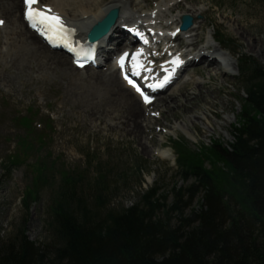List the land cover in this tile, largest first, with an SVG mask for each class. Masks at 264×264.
Listing matches in <instances>:
<instances>
[{
	"label": "rangeland",
	"instance_id": "1",
	"mask_svg": "<svg viewBox=\"0 0 264 264\" xmlns=\"http://www.w3.org/2000/svg\"><path fill=\"white\" fill-rule=\"evenodd\" d=\"M135 1L147 10L156 0H127L132 5ZM65 4L64 11L70 8ZM178 5L181 7L177 9ZM185 7L202 8L201 12L191 14L194 18L201 16L195 22L202 21L194 52L210 41L220 53L226 54L221 56L225 63L230 60L234 66L231 63L227 69L222 65L221 73L217 72L223 59L204 48L206 58L188 67L173 86L147 107L140 104L130 89L125 91L116 69L110 73L108 67L113 66L112 57L120 48L113 51L103 66L78 70L67 56L66 61L52 62L53 55L45 50L40 53L42 50L37 51L36 45L32 50L14 49L11 42L16 38V30L0 14V20L4 21L0 24V242L20 228L31 241H47L45 222L49 207L61 187V175L66 172L73 176L82 174L78 187L87 195L89 205L92 194L95 195V181L99 176L105 177L107 189L102 192L108 203L103 213L134 205L152 188L157 190L153 199L161 206L155 218L169 220L172 227L184 222L198 208L200 195L181 210L171 208L175 190L188 187L193 180L179 174L170 144L181 139L196 149L216 139L224 145L233 141L231 125L237 121L240 99L245 95L238 72L240 64L213 37L223 35L231 40L230 49L264 65V0H182L172 9L176 14V9ZM158 50L161 56L152 58L155 63L166 58ZM207 58L214 61V70L202 64ZM132 105L144 109L139 120L140 134L131 131L127 111ZM204 114L207 119H198ZM23 116L37 127L31 130L35 134L31 143H37L34 141L40 135V123L47 116L52 128L46 131L43 146L29 152L25 165L9 169L6 157L23 135L17 122ZM156 150L167 151L169 157L155 154ZM39 162L46 166L43 183H38L39 199L26 209L23 195L38 175ZM205 166L210 167L209 162Z\"/></svg>",
	"mask_w": 264,
	"mask_h": 264
},
{
	"label": "trees",
	"instance_id": "2",
	"mask_svg": "<svg viewBox=\"0 0 264 264\" xmlns=\"http://www.w3.org/2000/svg\"><path fill=\"white\" fill-rule=\"evenodd\" d=\"M219 42L228 47L231 41L221 36ZM236 55L245 95L231 125L233 141L224 145L216 139L196 149L181 140L171 142L179 174L193 180L175 190L171 208L181 210L200 195L190 217L173 227L155 218L161 207L153 199L156 188L132 206L103 213L105 177L95 181L89 205L78 187L82 176L66 172L49 207L47 241H31L20 228L0 242V264H264V65ZM18 122L25 132L7 157L8 167L25 165L29 152L46 138L40 131L37 143H31L32 121L21 117ZM45 169L39 162L22 199L26 209L39 199Z\"/></svg>",
	"mask_w": 264,
	"mask_h": 264
},
{
	"label": "bare ground",
	"instance_id": "3",
	"mask_svg": "<svg viewBox=\"0 0 264 264\" xmlns=\"http://www.w3.org/2000/svg\"><path fill=\"white\" fill-rule=\"evenodd\" d=\"M1 1L3 12L0 9V14L4 15L6 22L8 20L12 24L13 29L16 30V32L14 33L16 35V38L11 42V46H13L14 49H19V51H23L26 48H30V50H32L31 47L33 48L36 45L37 51L39 49L42 50L40 51V53H43V50H45L49 54H52L53 57L51 60L54 63H59L58 61H60L61 59H67L66 55H64L63 53L57 50H52L47 47L32 30L27 28L24 18L22 19L23 15L21 2L19 3L18 0H0V2ZM181 1L182 0H156L155 5L150 9L146 8L147 10L142 9L141 4L139 2L135 1V4L132 5L131 3L129 4L127 0H40V5L50 6L54 12L58 13L64 19L68 27L74 28L76 30L71 36H68L74 42H79L82 39H85L89 29L98 21H100L111 8H119L120 17L117 26L114 28V30H112V32L108 36L98 42L99 46L103 47V44H107V42L109 41V43L106 45L107 48L102 50V54L106 58L111 57V50L117 48L123 50L125 48L126 44L120 43L121 40L119 38L123 35V32L119 27L122 24H126L135 26L139 29L147 30L150 33H155L154 35H156L157 33L158 36L161 35L162 42H165V46L163 47V49H165V53L168 54V58H170L171 61L177 57L182 59L193 55L194 59L195 57H199L198 63H201V61L206 58L205 53H202L204 48H209L210 52L214 54L213 56H217L223 59V57L221 56H226V54L220 53L219 48L210 41L206 43L204 47L201 46L197 50V54H193V51L197 49L196 44L198 42V29L200 28L202 21H196L189 30L185 32H180V43L177 42L176 44H171V33H173L179 27L181 16L187 13L194 15L199 11L201 12L202 10V8L200 10L194 7L193 10L190 7H185V9L177 10L181 7L178 5L176 9L177 13L175 14V11L172 8ZM65 2L67 3L65 5H68L70 8L68 7L69 9L64 11L62 7H64L63 3ZM14 42H17L19 44L17 45L16 43L14 46ZM109 44L111 46H109ZM179 45L183 46L182 49L179 47ZM192 46L194 47L193 49H191ZM33 50L34 52H36L35 49ZM18 54L19 53H17V55ZM168 58L166 60H168ZM194 59H191L190 66L195 65ZM207 60L208 61L206 63L202 62V64L204 66L206 65V68L210 66V68L214 70L215 68L212 65L214 61L209 58H207ZM231 63L232 62H230V60L226 61L225 63L223 59L222 64L220 63V65L218 66L217 72L221 73L220 70L223 66L224 68L231 67ZM108 68L110 70V73H113L115 71L114 67ZM86 69L93 70L89 67L84 68L83 70L85 71ZM129 89L130 87H125V91H128ZM130 91H132V94L134 96L136 95L133 90L130 89ZM142 104L144 107L147 106V104L145 103ZM184 107L186 106L184 105ZM142 111L144 113V109L138 110L133 105L130 107L129 111H127L130 126H132L131 131L134 133L139 132L140 134L139 120L141 117H143ZM202 118L207 119L205 114L204 116H198V119ZM155 154L164 158L169 157L167 151L156 150Z\"/></svg>",
	"mask_w": 264,
	"mask_h": 264
},
{
	"label": "snow or ice",
	"instance_id": "4",
	"mask_svg": "<svg viewBox=\"0 0 264 264\" xmlns=\"http://www.w3.org/2000/svg\"><path fill=\"white\" fill-rule=\"evenodd\" d=\"M25 11L24 15L25 18L29 21L33 28H38V26H43L42 28H38L42 33L46 30L47 32L54 33L61 37L64 36H71L76 30L74 28L68 27L64 21V19L53 9L48 6H39L40 0H24ZM4 21L0 20V24H3ZM142 50L137 51V53L133 54V68H142L143 65L136 61V57L142 56ZM85 56L91 55V52H85ZM129 53L125 52L121 55L119 59L120 66L123 68L125 64V60L128 57ZM77 63L80 64V60H77ZM174 64L182 63L177 57L174 61ZM82 67L83 64H80ZM137 75L139 72L136 73ZM125 78L128 79L129 84L136 88V90L141 94L145 103H149L151 101V97L148 96L138 84L132 79L128 78L127 73H125ZM167 80V78H166Z\"/></svg>",
	"mask_w": 264,
	"mask_h": 264
},
{
	"label": "water",
	"instance_id": "5",
	"mask_svg": "<svg viewBox=\"0 0 264 264\" xmlns=\"http://www.w3.org/2000/svg\"><path fill=\"white\" fill-rule=\"evenodd\" d=\"M118 17L119 9L111 8L106 13V15L90 29V31L88 32V40L90 42H95L102 39L115 26ZM192 22L193 18L190 15H183L181 17L180 29L182 31L189 29L192 25Z\"/></svg>",
	"mask_w": 264,
	"mask_h": 264
}]
</instances>
